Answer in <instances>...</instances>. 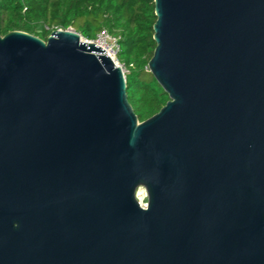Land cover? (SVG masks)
<instances>
[{
	"label": "water",
	"instance_id": "1",
	"mask_svg": "<svg viewBox=\"0 0 264 264\" xmlns=\"http://www.w3.org/2000/svg\"><path fill=\"white\" fill-rule=\"evenodd\" d=\"M154 1L141 122L74 29L0 33V264H264V0Z\"/></svg>",
	"mask_w": 264,
	"mask_h": 264
},
{
	"label": "trees",
	"instance_id": "2",
	"mask_svg": "<svg viewBox=\"0 0 264 264\" xmlns=\"http://www.w3.org/2000/svg\"><path fill=\"white\" fill-rule=\"evenodd\" d=\"M154 0H0V33L24 31L44 40L56 29L92 39L102 29L120 38L127 95L139 121L170 99L148 69L156 42Z\"/></svg>",
	"mask_w": 264,
	"mask_h": 264
},
{
	"label": "built area",
	"instance_id": "3",
	"mask_svg": "<svg viewBox=\"0 0 264 264\" xmlns=\"http://www.w3.org/2000/svg\"><path fill=\"white\" fill-rule=\"evenodd\" d=\"M82 40L89 42V43L92 42L96 46L101 47L105 51V54L111 57L113 61L115 62V64L121 67L124 72L125 66L120 62L118 58L119 53L121 51L120 38L118 36L111 34L107 29H102L96 34L94 38L88 39V38L82 37ZM146 199H147V192H146L145 199L143 200L138 199V200L140 201L141 204H146L144 203V200Z\"/></svg>",
	"mask_w": 264,
	"mask_h": 264
},
{
	"label": "bare ground",
	"instance_id": "4",
	"mask_svg": "<svg viewBox=\"0 0 264 264\" xmlns=\"http://www.w3.org/2000/svg\"><path fill=\"white\" fill-rule=\"evenodd\" d=\"M138 199L143 200L146 198V190L144 188H140L137 193ZM145 206V204H142Z\"/></svg>",
	"mask_w": 264,
	"mask_h": 264
},
{
	"label": "rangeland",
	"instance_id": "5",
	"mask_svg": "<svg viewBox=\"0 0 264 264\" xmlns=\"http://www.w3.org/2000/svg\"><path fill=\"white\" fill-rule=\"evenodd\" d=\"M124 72H125V74H127L128 73V70H127V68L125 67L124 68ZM142 188H144V187H142ZM145 189V188H144ZM138 192V191H137ZM144 203H147V199L146 200H144Z\"/></svg>",
	"mask_w": 264,
	"mask_h": 264
},
{
	"label": "clouds",
	"instance_id": "6",
	"mask_svg": "<svg viewBox=\"0 0 264 264\" xmlns=\"http://www.w3.org/2000/svg\"><path fill=\"white\" fill-rule=\"evenodd\" d=\"M145 210H147V206L145 205Z\"/></svg>",
	"mask_w": 264,
	"mask_h": 264
}]
</instances>
